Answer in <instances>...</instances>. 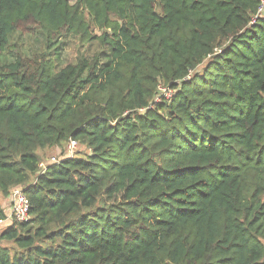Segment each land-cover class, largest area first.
<instances>
[{
  "label": "trees",
  "instance_id": "trees-1",
  "mask_svg": "<svg viewBox=\"0 0 264 264\" xmlns=\"http://www.w3.org/2000/svg\"><path fill=\"white\" fill-rule=\"evenodd\" d=\"M259 1L0 0V264H264Z\"/></svg>",
  "mask_w": 264,
  "mask_h": 264
},
{
  "label": "built area",
  "instance_id": "built-area-1",
  "mask_svg": "<svg viewBox=\"0 0 264 264\" xmlns=\"http://www.w3.org/2000/svg\"><path fill=\"white\" fill-rule=\"evenodd\" d=\"M264 18V0L259 1L258 10L255 13V15L252 18V23H255L257 20ZM162 96L171 97L173 95V90L170 89V87L161 86L160 87ZM78 142L76 140L70 139L67 142L66 147L68 148V151H66L65 154L62 155V158L64 157H70L73 156L74 153L77 151ZM56 157H52L49 162L45 163L41 162L40 167H43L46 169L48 164H52L55 162H58L60 160ZM10 202L11 207L9 209V212L6 214V218H0V225L7 224L9 222H13L15 220L18 221H25L30 218V201L25 193L24 189L21 186L14 187L12 189L11 195H10Z\"/></svg>",
  "mask_w": 264,
  "mask_h": 264
},
{
  "label": "rangeland",
  "instance_id": "rangeland-1",
  "mask_svg": "<svg viewBox=\"0 0 264 264\" xmlns=\"http://www.w3.org/2000/svg\"><path fill=\"white\" fill-rule=\"evenodd\" d=\"M27 42L28 41H26V43ZM76 44L77 43H75V42H71V43H69L68 46H66V52H64L63 53V56H62L64 60L66 59L68 53L74 55L78 51V47L76 46ZM77 147H78L77 148V151L74 153V155L76 153H81L82 154V153L88 152V149H87L86 146L80 147V145L78 143V146ZM66 151H68V148L67 147H66L65 153H66ZM65 153H64V147H61V146H57V147H54V148H48V149L40 150V154L43 157V159H42L43 161L42 162H44L45 165H46L47 162L50 161V159L52 157H56L57 159L58 158L60 159L62 157V155L65 154ZM10 199L11 198H7L4 195H1L0 194V204L2 205V207H4V210H5V213L6 214L9 212V209L11 207V205H10L11 204ZM7 207H8V210L6 211ZM12 223L13 222H9L7 224H12ZM7 224H5V225H7ZM2 225H3V227L5 226L4 224H2ZM3 227H0V232L2 231ZM7 243H8L7 241L0 240V246L5 245Z\"/></svg>",
  "mask_w": 264,
  "mask_h": 264
},
{
  "label": "crops",
  "instance_id": "crops-1",
  "mask_svg": "<svg viewBox=\"0 0 264 264\" xmlns=\"http://www.w3.org/2000/svg\"><path fill=\"white\" fill-rule=\"evenodd\" d=\"M8 210V207H7V209H6V211Z\"/></svg>",
  "mask_w": 264,
  "mask_h": 264
}]
</instances>
